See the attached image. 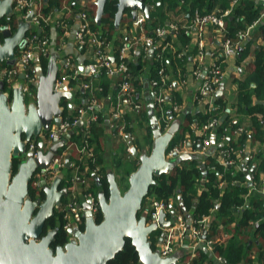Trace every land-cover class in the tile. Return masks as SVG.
Segmentation results:
<instances>
[{"label": "water", "instance_id": "water-1", "mask_svg": "<svg viewBox=\"0 0 264 264\" xmlns=\"http://www.w3.org/2000/svg\"><path fill=\"white\" fill-rule=\"evenodd\" d=\"M107 1L95 2L94 17L98 25L102 22ZM75 4L76 1L73 2V5ZM14 7L13 0H0V66L3 63L9 66L15 63L17 50L27 43L25 36L33 20V10L24 16ZM152 8L153 6L144 0H118L114 15L115 28H120L127 10L131 11L132 21L137 20L139 12H143L150 20ZM13 16L16 19L15 29L10 24L2 23L3 18L10 19ZM238 49L241 56L243 48L240 46ZM48 58L46 71L44 72L42 67L36 70L38 77L37 80L31 81L29 92L23 90L21 83L26 79L24 73L12 84L0 80V264H107L123 249L126 238L131 239L141 264H176L181 259L180 253L164 257L152 248L150 240L153 232L172 224L169 215L174 216L175 211L171 210L168 214L161 209L156 217L146 208L142 216L138 217L150 187L156 184V176L170 173L181 161L191 159L189 153L178 151L174 152L171 158H167L169 146L180 130L181 123L170 116L169 127H163L156 115V105L153 102L155 94H152L148 104L153 148L150 153L141 151L129 141L132 145L131 159L140 160V165L130 174L129 187L123 191L114 173H107L109 195L106 196L102 191L97 194L103 220L97 222L91 209L92 198H88L81 204L85 215L83 230L70 227L66 232L71 239L55 247L52 245L57 235L56 227L49 229L40 241H36L43 230L45 231L55 208L62 207L63 199L68 197L70 192V188L60 187L64 178L63 173H60L51 184L43 181L45 199L42 202L25 199L33 174L37 171L44 172L51 165L52 158L66 146V139L71 137L68 134L66 139L54 138L50 143L45 139L51 125L61 123L64 113L63 101L73 97V92L68 89L67 84L56 88L60 76V54L51 52ZM79 69L83 71L84 67ZM85 71L89 72L87 68ZM224 85V81H221L215 93L217 98L222 96ZM167 101H171V96L167 97ZM71 105L72 103H68V107ZM170 113L172 111H169ZM79 125L82 126V122ZM35 142L36 145L33 144ZM199 147H202L201 143ZM14 156L21 157V162L18 170L12 175ZM65 162L67 168L73 165L70 155ZM92 176L98 185L102 184L97 172ZM179 199L181 211L191 220L193 214L188 211L182 196H179ZM163 235L162 231L160 242Z\"/></svg>", "mask_w": 264, "mask_h": 264}, {"label": "crops", "instance_id": "crops-1", "mask_svg": "<svg viewBox=\"0 0 264 264\" xmlns=\"http://www.w3.org/2000/svg\"><path fill=\"white\" fill-rule=\"evenodd\" d=\"M254 1L256 3L261 2L259 0ZM69 3L73 4L71 1H69ZM83 5H86L84 1H82L78 7L80 8ZM52 9H58V7ZM157 11L158 10L156 9L155 13ZM197 11L203 13L202 10L198 8L193 9L189 6L186 9H182L181 5L169 11L168 15L170 18L166 19L163 26L170 27L171 25L176 24L179 27V30L169 34L168 37L158 36L155 33V28L157 26L155 28L151 27L149 20L145 24L144 29H141L143 31H138V29L135 30L131 21L130 23L127 22L122 28H119V30L115 29L114 31H110L112 38L109 39L108 42L111 46H114L119 42L123 43L128 40H133L139 35L138 32L145 33L154 38L156 45L162 49L164 57L167 58L166 69L170 78L174 80L175 88L171 93V101L167 102L166 105L167 107H174V105L180 107V111H176L173 120L178 119L181 123V128L184 125L186 113L193 114L201 112L206 114L220 108L219 104H216V91L214 94L204 96L201 95L200 91L205 80L203 78L204 71L209 68L214 61H219L220 66L223 69L222 81L225 83V89L221 97L226 106L224 112L221 111L219 113L217 122L219 124L222 123L224 129L221 131L214 129L211 132H206V130H204L206 123L200 124L194 120L193 123H190L189 129L177 138L178 142L174 147L179 146L181 147L182 152L189 153L191 159L188 160H199L202 168V178L197 189V194H199V196L206 191L207 180L205 175L208 172V169L205 166L206 158L203 157V149L199 147V144L200 142L203 143L202 139L207 135L210 139L214 140L213 150L210 156L215 158L218 164L224 169L223 173H220V189H224L228 185L229 180L228 176L225 175V172L232 169L234 174L241 172L246 177V179L241 178L240 180H234L233 184H239L247 189L246 194H244L247 203H249L254 197L264 200V174L255 171L257 161L259 160V153L264 151V144L261 140L253 142L251 139L254 132L253 121H251L252 117L254 116L262 119L264 118V115L258 110L253 112V114L239 111V106H242L243 103L238 98L240 90L239 84L252 69L251 63L255 60V48L258 46H264V34L254 37L255 32H257L258 27L261 24L253 25L252 22L246 27L245 31H247V36L241 46L243 48L241 56H239V51L236 54H227V56H224L222 45L224 34L214 25H209L201 37L198 27L193 24L196 16L195 13ZM214 11L217 12V10ZM261 13L264 15V9ZM93 14H95V11ZM57 15L61 16L62 13L58 12ZM74 28H76V25L71 28L72 31L67 37H65L64 41L56 28L53 26L49 28V35L52 38L51 52H57L60 54V69L64 58L70 56L74 59L75 67L79 72L78 75L67 81L69 89L73 92V97L71 99L64 100L65 102L63 101V108H68V110H71V107H78L85 103L86 97L77 94L79 90H82L83 92L86 91V89H83L85 82L92 80L94 85L99 86L102 89L100 92H103L104 90L103 86H100L99 78L97 76L91 77L85 71V68L83 71H80L79 69L81 66L84 67L86 64L93 61V56L91 49L88 46H82L77 42L75 32L73 31ZM103 28V26H99L95 31L98 34H101ZM104 30L106 29L104 28ZM120 39L125 40L121 41ZM200 40H202L204 44L203 64L199 62L198 57L200 52ZM251 40H253V42L247 47L248 52L245 54L243 60H240L245 52V47ZM140 52V55L137 56L135 54L130 59V61L134 63H137L140 59V62H142V66L139 69V80L137 83L132 81L133 90L130 95L124 96L118 101L120 91V88H118L119 78L108 76L111 84H113L116 89V94L113 95L110 93L103 96V98H98L99 109L97 110L98 113H100L101 120L99 119L97 122L95 131H92V133L90 132L92 135V150L94 154L92 157H86L83 162V164H86V159H92L94 161L96 159L99 162V165H97V168L95 169L96 171H93H99L100 174L105 171L107 173H114L115 177L120 181L122 191L128 186L127 177H129L130 172L134 171V166L136 164L134 160L131 159L129 148L132 147V145L129 141H132L134 145L135 141L138 142L139 150L142 151L149 148L150 144L148 140L151 139V137L153 139V136L150 137L149 135L148 128L150 118L148 117V120H146L145 113L149 110L148 104L150 103V97L154 88L149 79V72L151 71L150 68L153 64L155 54L148 51L146 52L144 48ZM176 69H178V72ZM199 70H201V73L198 75L196 72ZM68 103H72L71 107H68ZM251 103L253 105L259 103L264 104V98L260 99L256 93H253ZM135 104H137L139 108L134 106ZM134 111H136L138 115H136ZM116 113L120 116H115ZM126 113L129 118L124 116ZM139 113H142V115H139ZM165 120L166 122L169 121L168 118H165ZM168 123H171V121ZM79 126L82 127L83 125ZM80 134L79 130V133L72 138L76 142V145L72 147L73 149H71L69 153L70 160L75 167L71 170L73 173L76 170V166H79V162H81L77 154V144L80 142ZM244 135L247 136V140L241 144L240 141ZM230 161H232V163L225 165L226 162ZM88 168L89 164L85 165L84 171L79 172L80 181L75 189V191L82 195L96 180L92 175H86ZM66 173L67 170H65V174ZM152 198L154 197H149L147 199L146 208L149 206ZM178 204L181 208L180 199L178 200ZM217 206L219 207V204H217ZM208 216L212 222L216 218L217 213L215 210H210ZM251 223L257 225L254 221ZM222 229L225 234H227L225 227H222ZM248 234L250 244L252 243L250 257L253 256L255 262L258 260L259 250L261 249L259 245H261L263 240L261 236L255 235L253 229H251L250 232L248 231ZM226 238L227 235L223 237L224 240H226ZM158 241L159 239L156 244H158ZM222 241L223 240L220 241L221 243L216 241L212 248H208L203 242L199 243L197 245L195 256L197 257L200 253L204 252L213 264L226 263V259L217 247V245L222 244ZM219 257L222 259L219 260ZM193 258H191L189 254L182 253V258L176 264H192ZM257 263L258 261H256V264Z\"/></svg>", "mask_w": 264, "mask_h": 264}, {"label": "built area", "instance_id": "built-area-1", "mask_svg": "<svg viewBox=\"0 0 264 264\" xmlns=\"http://www.w3.org/2000/svg\"><path fill=\"white\" fill-rule=\"evenodd\" d=\"M70 0H62L58 9L47 10L49 2H44L43 0H13L14 8L17 12H23L24 16L28 14L30 10H33V20L31 22V28L26 34L27 43L24 47L19 48L16 52V60L12 66H6L0 69V80L6 81L8 84L18 81L20 74H25L26 79L23 81V90L29 92L31 81L37 80L38 73L37 69L42 67V58H48L49 53H51V43L52 38L49 35V28L53 26L56 28L62 40H65L70 32L72 31L74 25L76 28L73 29L75 32V37L80 45L88 46L91 49L93 56V61L89 62L84 66L89 71L88 74L91 77L98 76L102 73V70L106 71L109 77H118V88H120L118 101L122 97L131 94L132 88V77L133 73L129 67V61L132 56L137 55L143 48L145 51L155 54V58L160 61L159 74L162 81L159 91H155L153 88L152 94H155L154 103L156 108L161 109L160 120L166 123L165 129L169 127L170 123L166 122L164 115V108L167 106V97L171 96L174 91L170 75L166 69V66L162 64L164 58L163 51L159 46L156 45L154 38L146 35L145 33L138 32V36L133 40H128L123 42L116 49L111 46L107 38L98 34L93 28V20L90 12L86 5L82 7H76L69 3ZM239 0H233L232 6ZM263 2L264 0H259ZM232 6L226 9L224 12L210 11L208 13H201L197 11L193 24L198 27L200 36L205 33V29L209 25H214L219 31L224 34L223 37V55L236 54L239 51V47L242 46L246 39L247 31L241 32L239 35L241 39L239 41H233L230 37H226V18L232 10ZM61 12L62 15H57ZM137 20L133 21V26L135 30L144 29L145 24L148 22L146 16L142 13L137 15ZM264 15L260 16L259 19L253 21V25H262L264 23ZM73 21V23H72ZM179 27L176 24L170 27L157 26L155 28V33L160 37H168L169 34L177 32ZM143 31V30H141ZM264 42V38H263ZM203 41H199V62L203 64L204 61V50ZM141 53V52H140ZM59 80L56 84V88L62 87L63 84H67V81L79 74L78 69L75 67L74 59L70 56H66L62 62L60 69L59 65ZM201 70L196 72L200 74ZM204 82L201 87V95H211L217 91L219 84L223 79V69L220 66L219 61L215 62L206 70L204 76ZM68 86V84H67ZM69 89V87H68ZM83 89L89 91V96L87 97L85 103L78 107H71L66 113H63L61 123L56 125L52 124L50 131L45 135V139L50 143L54 138L61 140L66 139L68 134L71 135L70 138L66 139V146L61 148L59 152L52 158L51 165L45 169L44 172H38L35 178V184L40 185L44 180L48 184H51L53 179L60 173H65L66 170V158L68 157L72 147L76 145V142L72 139L73 135L79 133V123L87 129L86 133L80 134V142L77 144V154L79 160H83L86 157L93 156L92 143L90 141V128L93 123L99 120V99L98 93L102 90L99 86L94 85L92 80L84 83ZM70 90V89H69ZM72 91V90H71ZM152 97V95H151ZM150 97V98H151ZM151 101V99H150ZM134 106L138 107L137 104ZM174 111H180L178 105H174ZM115 116L119 117L118 113ZM217 118L211 119L205 124L204 130L206 132H211L217 127ZM81 133V131H80ZM202 151L203 157L207 158L212 154L214 140L210 139L207 135L202 139ZM131 150V147L129 148ZM182 152L181 147L176 146L167 152V158H171L174 152ZM232 163L226 162L225 165ZM80 166H76V170L70 180L72 181L68 196V202L64 204L61 208L64 211V229H70V227L78 228L85 223L84 209L82 203L88 198H92L91 209L95 214L99 210V201L92 193L79 194L75 191L78 182L80 181ZM71 196V197H70ZM172 206V208H170ZM151 211L152 216H159L161 209H164L168 214L171 210L175 211L174 216H170L172 224L170 226L160 229L164 232L163 239L158 241L155 245V249L159 251L160 255L167 257L175 254L182 253L189 254L191 258L195 257L197 251V245L199 243H205L208 248H212L215 245L217 239H210L207 237L210 226V218L208 215H204L202 218H192L189 220L184 212L181 211L179 204H174V199H170L169 203L162 199L158 200L152 198L149 206L147 207ZM185 255V254H184ZM222 258L219 257V260Z\"/></svg>", "mask_w": 264, "mask_h": 264}, {"label": "trees", "instance_id": "trees-1", "mask_svg": "<svg viewBox=\"0 0 264 264\" xmlns=\"http://www.w3.org/2000/svg\"><path fill=\"white\" fill-rule=\"evenodd\" d=\"M62 0H48L49 5L47 7V10H50L55 7H59ZM158 0H150L151 3H156ZM162 5L158 8L160 9L156 13L154 12L151 19L149 20V24L151 27L155 28L156 26H163L166 19L167 14L172 9L182 6V9H186L188 6L195 9L198 8L202 10L203 13H208L210 11L217 10V12H224L226 9L232 6L233 0H161ZM166 9L167 12H164L163 10ZM264 9L263 2L256 3L254 0H239L237 3H235L232 6V10L230 14L226 18V37H230L233 41H239L241 39L240 33L245 32L246 27L252 23L253 21L260 18L262 15V10ZM116 11V7L110 4L109 2L106 5L105 14L103 15L102 22L100 25H98L95 22V14L90 13L92 20H93V26L92 28L95 30L99 26H103L106 30L101 31V34L103 37L107 38V40L111 39L112 36L110 35V31H114L115 25H114V12ZM22 14H24L22 12ZM2 23L4 24H10L12 25V28L15 29L16 19L15 16L12 18H3ZM264 34V23L258 27L257 32H255L254 37H257L259 35ZM188 39V38H184ZM125 40V39H120ZM253 42L251 40L248 42L247 46L245 47V52L243 54V57L240 60H243L245 54L248 52L247 47ZM122 44V42L116 43L114 45V48L116 49ZM141 60V59H140ZM140 60L137 63H134L132 61H129V67L130 70H132L133 77L132 81L135 83L138 82L139 76H140V68L142 66V62ZM48 64V58L43 57L42 58V69L45 72ZM162 64L167 67V58H163ZM251 71L246 75L243 81L240 82L239 87V93L238 98L242 101L243 105L239 106V111L253 114L255 111H260L264 115V104H252V95L253 93H256V95L260 98H264V46L263 47H256L255 48V60L253 63H251ZM9 66L6 63H3L0 66V69L3 67ZM159 67H160V61L157 59H154L153 64L150 68L149 72V79L151 81V85L154 87L155 91H159L160 86L162 84L160 74H159ZM175 69V68H173ZM178 69H176L177 71ZM178 72V71H177ZM99 78V84L100 86H103V92L98 93V98H103V96H106L110 93L113 95L116 94V89L113 84H111V81L108 79V75L106 71L102 70V73H100L98 76ZM172 85L174 87V80L171 79ZM175 88V87H174ZM77 94L83 95L84 97H87L90 95L89 91L86 90L83 92L82 90H79ZM85 99V101H86ZM65 102V101H64ZM216 104H219L220 108L216 109L214 111H211L209 113L203 114L201 112L197 113H186L185 116V122L182 128L176 133L175 137L173 138L169 150L172 149L177 141V138H179L183 133L186 132L187 129H189L190 123H193L195 120L196 122H199L200 124L208 123V121H211L213 118H218L219 113L225 110V104L223 103V98L219 97L216 99ZM63 108V104H62ZM68 111V108H64V113ZM169 111H172V113L169 114ZM136 115L138 113L134 111ZM164 115L165 118H168L170 116H175L176 111H174L173 107H167L164 108ZM161 109L159 107L156 108V115L158 117H161ZM139 115H142V113H139ZM126 118H129L127 113L124 115ZM148 112L145 113V118L148 120ZM99 119L100 113H99ZM99 121V120H98ZM253 121V128L254 132L252 134L251 139L253 142H256V140H261L264 144V118H256L252 117ZM160 122L163 124V127L165 128L166 123L162 120ZM96 123H93L90 132H94L96 129ZM149 135L150 137L153 136L152 126L149 124ZM224 129V125L222 123H218L216 130L221 131ZM79 130L81 131V134L86 133L87 129H85L83 126L79 127ZM73 135L72 138H74ZM247 140V136L244 135L242 140L240 141L241 144L244 143V141ZM90 141L92 143V135L90 137ZM150 146L148 149L142 150L147 151L148 153L151 152L153 148L154 141L151 137V139L148 140ZM135 145L138 147L139 143L135 141ZM141 146V145H140ZM139 149V147H138ZM168 150V151H169ZM85 159H83L81 162H79L80 171L85 170V165L89 164L88 171L86 175H92L91 173H94L96 171L97 165H99V162L95 159H86V164H83ZM21 162V157L14 156L12 159L13 163V169L12 172L15 174V172L18 170L19 165ZM134 162L136 163L134 166V171L138 169L140 165V160L134 159ZM205 166L208 169L206 176V191L202 193V195L199 196L197 194V189L200 184V180L202 178V168L200 166V162L197 159L194 160H188V161H181L177 166L170 172L166 174H161L159 176H156V184L152 185L149 189V192L147 194V197L144 199L142 210L138 212V217L142 216L143 211L146 209V203L147 199L149 197H154L158 200L162 199L164 201H167L169 203L170 199H174V204L178 205L179 196H182V199L185 203V206L187 209L192 212L193 217L196 218H202L204 215H209L210 210H215L217 213L216 218L210 223L209 226V234L208 237L211 239H217V241H222V244L217 245L218 250L222 253L223 257L226 259V263L224 264H256V261H258L257 264H264V200L260 198H253L247 203L244 198V194H246L247 189L243 186H240L239 184H233L234 180H240L241 178L246 179L245 175L241 172H237L234 174L233 170H227L225 172V175L228 176V185L224 189H220L219 183L221 181L220 179V173H223V167L218 164L215 158L212 156H208L205 159ZM214 167V168H213ZM75 168L73 165L69 168L66 167L67 173L63 178V181L60 185V187H70L72 181L70 178L74 174L71 172V170ZM213 168V169H212ZM94 170V171H93ZM93 171V172H91ZM132 171V172H134ZM256 172H261L264 174V151L262 153H259V160L256 164ZM91 172V173H90ZM129 173L130 174L132 173ZM99 178L101 179V185H98L97 180L93 183V185L89 188H87L86 191H84V194L92 193L95 197H97L98 192L102 191L105 193L106 196L109 195V179H107V172L100 174L99 171L97 172ZM36 177H33V180H35ZM128 178V186L124 189L126 190L129 187V177ZM32 180V181H33ZM34 182V181H33ZM33 182L29 185V191H34ZM119 184L120 181L118 180ZM121 187V184H120ZM42 198L44 199L45 193L42 191L41 193ZM98 198V197H97ZM68 201L67 198L63 199V205L66 204ZM219 204V207L217 206ZM62 205V206H63ZM151 212V211H150ZM149 212V213H150ZM64 211L61 207H57L54 210V213L52 215V218L47 222L46 228H57V235L56 239L53 242V247L65 244L69 241L70 235L67 234L66 230L64 229L65 219H64ZM96 220L98 223H100L103 220V215L100 211V209L95 213ZM256 222V224H253L251 222ZM85 227V223L80 227L82 230ZM222 227H225L226 233L222 229ZM45 228V229H46ZM253 229L256 236H261L262 242L259 247L261 249L259 250L258 260L254 262L253 256L251 255V248L252 243L250 244V239L248 238V231ZM161 230H157L153 232L150 235V240L152 241V248L155 249V245L157 240L161 236ZM227 235L226 240L223 239ZM255 238V237H254ZM257 238V237H256ZM260 238V237H259ZM224 242V243H223ZM221 243V242H220ZM183 262V261H182ZM107 264H141L139 261V254L135 250L134 246L131 243L130 238H126V243L123 249L117 253L116 257L114 259H111L107 262ZM192 264H213L207 257V255L202 252L197 257L195 256L193 258Z\"/></svg>", "mask_w": 264, "mask_h": 264}, {"label": "flooded vegetation", "instance_id": "flooded-vegetation-1", "mask_svg": "<svg viewBox=\"0 0 264 264\" xmlns=\"http://www.w3.org/2000/svg\"><path fill=\"white\" fill-rule=\"evenodd\" d=\"M72 3L74 2V1H76V4H75V6L76 7H78V5L80 4V3H82V1H84L85 2V4H86V6H87V8H88V10H89V12L90 13H93L94 11L96 12V4H95V2H96V0H70ZM145 1V3H147V4H150V5H152L153 6V8H152V10H151V16L153 15V13L155 12V10L156 9H158L160 6H161V4H162V1L161 0H158L156 3H151L150 2V0H144ZM112 3V5H114L115 7H116V11H117V2H118V0H108L107 1V3ZM107 5V4H106ZM105 10H106V7H105ZM116 11L114 12V15H115V13H116ZM139 13H142L144 16H145V14L143 13V12H139ZM105 14V13H104ZM114 15H113V17H114ZM124 19L121 21V24H120V28H122V26H124L127 22L128 23H130L131 21H132V16H131V11L130 10H127L125 13H124ZM147 18V17H146ZM147 20H149L148 18H147ZM114 25H115V17H114ZM133 22V21H132ZM12 26V25H11ZM116 27V26H115ZM116 30H119V29H116ZM34 145H36L37 144V142H35V143H33ZM38 172L39 171H37V172H35L34 174H33V177H36L37 176V174H38ZM12 175H14L13 174V172H12ZM66 174L65 173H63V177L65 176ZM33 177H32V180H33ZM34 181V180H33ZM32 181V182H33ZM31 182V183H32ZM35 182V181H34ZM33 182V187H34V191H31V193H30V191H28V194H27V196H26V198L25 199H30L31 201H38V200H40L41 202L45 199H43L42 198V195H41V193H42V191H44V187H45V184H43V183H40V185L38 184V185H36L35 183ZM66 198H68V197H66ZM36 210H37V207H36V209H35V212H36ZM35 212H34V214H35ZM33 214V215H34ZM49 229H51V228H46L45 229V231L43 230V232L40 234L41 236L39 237V238H36V241H40L45 235H46V233H47V231L49 230ZM70 239H71V236H70ZM27 242H29V241H27ZM53 246V245H52Z\"/></svg>", "mask_w": 264, "mask_h": 264}, {"label": "rangeland", "instance_id": "rangeland-1", "mask_svg": "<svg viewBox=\"0 0 264 264\" xmlns=\"http://www.w3.org/2000/svg\"><path fill=\"white\" fill-rule=\"evenodd\" d=\"M161 5H162V4H161ZM160 9H161V8H160ZM160 9H157V10L159 11ZM163 11H164V12H167L166 9H164ZM167 16H168L167 18H170L168 14H167ZM21 83H23V81H21Z\"/></svg>", "mask_w": 264, "mask_h": 264}]
</instances>
